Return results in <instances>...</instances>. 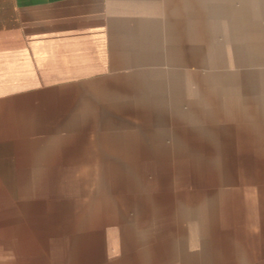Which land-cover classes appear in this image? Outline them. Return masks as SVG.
<instances>
[{"label":"crops","instance_id":"0c3cea01","mask_svg":"<svg viewBox=\"0 0 264 264\" xmlns=\"http://www.w3.org/2000/svg\"><path fill=\"white\" fill-rule=\"evenodd\" d=\"M241 233L264 0H0V264L236 263Z\"/></svg>","mask_w":264,"mask_h":264},{"label":"rangeland","instance_id":"374dc122","mask_svg":"<svg viewBox=\"0 0 264 264\" xmlns=\"http://www.w3.org/2000/svg\"><path fill=\"white\" fill-rule=\"evenodd\" d=\"M247 228L248 229H246V230L251 231L253 227L252 226H248ZM246 230L245 229L242 230V233H245ZM233 239L234 238H229V240H233ZM236 240L240 241L241 243L243 241L242 245H236L237 248L242 249L241 252L237 251V253H236L237 256H239L240 258L237 260L236 263L235 262H230V263H227V264H251V261H258L256 263L264 264V252H261V250H264V238H262V237L255 238L254 245H252L251 247L250 246L248 247V244L246 242V241H248V238H246L245 235H243V234H242V236L240 238H237ZM257 249L260 250V253H256L255 252ZM228 257L230 258L228 260L234 259L233 253L229 254Z\"/></svg>","mask_w":264,"mask_h":264}]
</instances>
